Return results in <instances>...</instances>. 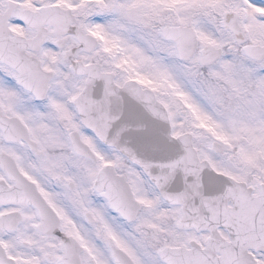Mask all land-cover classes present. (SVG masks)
<instances>
[{
	"label": "snow or ice",
	"instance_id": "1",
	"mask_svg": "<svg viewBox=\"0 0 264 264\" xmlns=\"http://www.w3.org/2000/svg\"><path fill=\"white\" fill-rule=\"evenodd\" d=\"M0 264H264V0H0Z\"/></svg>",
	"mask_w": 264,
	"mask_h": 264
}]
</instances>
